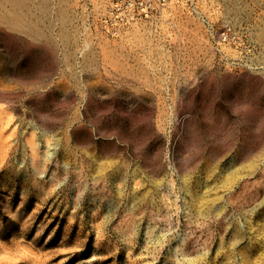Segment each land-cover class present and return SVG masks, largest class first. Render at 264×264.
Wrapping results in <instances>:
<instances>
[{"label":"rangeland","instance_id":"rangeland-1","mask_svg":"<svg viewBox=\"0 0 264 264\" xmlns=\"http://www.w3.org/2000/svg\"><path fill=\"white\" fill-rule=\"evenodd\" d=\"M0 264H264V0H0Z\"/></svg>","mask_w":264,"mask_h":264},{"label":"bare ground","instance_id":"bare-ground-1","mask_svg":"<svg viewBox=\"0 0 264 264\" xmlns=\"http://www.w3.org/2000/svg\"><path fill=\"white\" fill-rule=\"evenodd\" d=\"M17 4H18V3H17ZM17 18H18V17H17ZM16 23H17V22H16ZM16 23H15V24H16ZM18 23H20V19H19V22H18ZM21 23H22V22H21ZM29 28H30V26H29Z\"/></svg>","mask_w":264,"mask_h":264}]
</instances>
